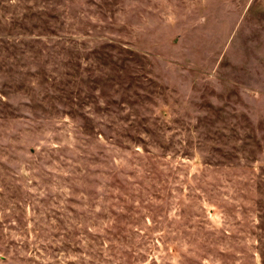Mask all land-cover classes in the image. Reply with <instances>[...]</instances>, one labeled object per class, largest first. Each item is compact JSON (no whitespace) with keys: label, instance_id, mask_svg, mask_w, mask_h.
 I'll return each instance as SVG.
<instances>
[{"label":"rangeland","instance_id":"374dc122","mask_svg":"<svg viewBox=\"0 0 264 264\" xmlns=\"http://www.w3.org/2000/svg\"><path fill=\"white\" fill-rule=\"evenodd\" d=\"M0 264H264V0H0Z\"/></svg>","mask_w":264,"mask_h":264}]
</instances>
